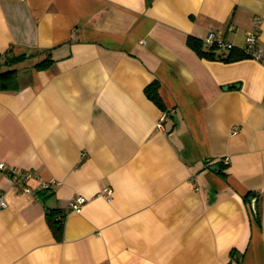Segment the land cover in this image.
<instances>
[{
    "label": "crops",
    "instance_id": "1",
    "mask_svg": "<svg viewBox=\"0 0 264 264\" xmlns=\"http://www.w3.org/2000/svg\"><path fill=\"white\" fill-rule=\"evenodd\" d=\"M254 17L264 47V0H0V162L32 175L0 171V264H264V63L188 44Z\"/></svg>",
    "mask_w": 264,
    "mask_h": 264
},
{
    "label": "built area",
    "instance_id": "2",
    "mask_svg": "<svg viewBox=\"0 0 264 264\" xmlns=\"http://www.w3.org/2000/svg\"><path fill=\"white\" fill-rule=\"evenodd\" d=\"M259 26H260V18L254 17L253 18V27L252 29L248 30L244 34V46L242 47L241 51L243 54L252 60H255L257 62L264 63V47H261L259 42ZM203 45L210 49L215 50L217 52L223 53L222 51H230L233 49V44L231 42L225 41L221 32L209 30L206 35L204 36ZM166 118V113L162 114L160 118V122L163 121ZM160 122L158 126L160 127ZM238 130L237 126L232 127V133H236ZM229 158L226 156L224 158H221L218 161H221L223 164L228 163ZM0 171L3 172H9L11 171L14 173L18 179L21 181H27L31 178V172L30 170H14L10 167H8L3 162H0ZM54 183V180H48V181H41L40 182V189H48L50 185ZM22 190L24 192H31V189L27 186H23ZM113 189L111 186H104L97 194L96 196L103 197L105 200L109 201L112 198ZM86 203V198L83 196H76L74 197L68 204L67 209L69 211L79 213L81 211L82 206ZM6 202L2 195H0V208H5ZM63 214H59V219L62 220ZM233 258V263L231 264H237V258L235 256Z\"/></svg>",
    "mask_w": 264,
    "mask_h": 264
},
{
    "label": "trees",
    "instance_id": "3",
    "mask_svg": "<svg viewBox=\"0 0 264 264\" xmlns=\"http://www.w3.org/2000/svg\"><path fill=\"white\" fill-rule=\"evenodd\" d=\"M188 44L192 49H194L198 53L199 56L207 59H221L223 61L229 62L246 57L243 52L234 49H231L226 55L215 50H210L208 48L204 49L202 47L201 42L198 39L192 37L189 38ZM13 61L15 60L12 59L11 62ZM50 63L51 60L46 59L36 64V67L39 69H43L46 68ZM157 86L158 84L156 81L152 82L145 88V93L152 101L160 105L159 98L157 95ZM17 88V72L14 69L5 70L0 73V90H14ZM46 217L53 232L59 234L62 229L61 219L58 218L59 214H57L56 211L51 210L47 211Z\"/></svg>",
    "mask_w": 264,
    "mask_h": 264
},
{
    "label": "water",
    "instance_id": "4",
    "mask_svg": "<svg viewBox=\"0 0 264 264\" xmlns=\"http://www.w3.org/2000/svg\"><path fill=\"white\" fill-rule=\"evenodd\" d=\"M212 169L218 170V167L216 165H213ZM250 204H251L253 211L256 212V210H255V198H250Z\"/></svg>",
    "mask_w": 264,
    "mask_h": 264
}]
</instances>
